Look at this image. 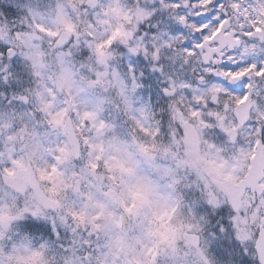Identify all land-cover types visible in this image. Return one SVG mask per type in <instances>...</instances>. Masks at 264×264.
I'll use <instances>...</instances> for the list:
<instances>
[{
	"label": "snow or ice",
	"instance_id": "1",
	"mask_svg": "<svg viewBox=\"0 0 264 264\" xmlns=\"http://www.w3.org/2000/svg\"><path fill=\"white\" fill-rule=\"evenodd\" d=\"M117 7L124 26L136 20L135 32H125L132 46L115 41L108 27ZM77 16L85 20L82 38ZM20 42L22 51H17ZM45 43L54 45L51 53ZM114 47L126 60L123 72L110 56ZM177 53L182 64L188 58L187 65L206 53L193 67L194 78L177 81L165 75L164 61ZM90 55L102 68L85 79ZM105 80L118 94L115 108L123 107L138 131L178 144L170 155L157 158L147 144H138L136 151L127 144L105 148V130L115 133L118 125L103 116L107 98L91 94ZM261 85L264 0H127L123 5L0 0V104H18L31 117H47L43 131L34 125L31 132L34 155L41 161L35 167L17 151L13 136L19 126L0 121L5 129L0 139L6 142L0 150V264H49L50 258L56 264H264ZM33 90L40 97L38 110L30 103ZM177 98L189 101L188 112L200 117V129L173 121L167 102ZM221 98L232 99L239 109L230 126L220 122L219 111L228 107L217 103ZM64 118L80 132L88 151L86 167L77 168L79 157L65 160L67 140L58 139L70 135ZM189 146L201 166L227 181L223 202L190 170L184 152ZM66 162L80 186V204L74 201L71 210L53 194ZM105 167L113 174L98 180ZM88 207L91 223L82 224ZM108 212L112 220L101 228ZM180 212L192 220L176 224Z\"/></svg>",
	"mask_w": 264,
	"mask_h": 264
},
{
	"label": "rangeland",
	"instance_id": "2",
	"mask_svg": "<svg viewBox=\"0 0 264 264\" xmlns=\"http://www.w3.org/2000/svg\"><path fill=\"white\" fill-rule=\"evenodd\" d=\"M46 3H54L55 0H45ZM65 2L69 5H72L75 3V0H65ZM98 3L101 4H107L109 2L117 4V5H123L127 3V0H97ZM145 3L151 4L153 3V0H144ZM133 9L135 10V5H133ZM167 19V18H165ZM77 23L80 28V38H82L83 33L87 31L85 27V20L80 19L79 16H77ZM240 23L239 20H236L234 18V24L238 25ZM108 27L113 32L114 40L119 43H124L125 47L132 46V37H127L125 35V32H135L136 29V20L133 18L132 22L124 26V22L121 19V12L119 7H117L115 10L111 12V20L108 24ZM167 27V25H165ZM237 28H239L237 26ZM105 31L104 24H101L99 27V32L103 34ZM155 44H159V41H155ZM22 42L18 43L17 45V51H22L21 49ZM45 48L49 50L51 53L52 49L54 48V45H49L45 43ZM73 49L75 51H79V49L76 48L75 45H73ZM122 53L119 51L118 48H112L110 52V56L112 58V61L114 64H117L120 66L121 72L124 71L123 64L126 63L125 61H121ZM181 55L180 53H177L175 55H172L168 60L164 61V65L167 69L165 75H171L174 77L177 81L185 78H194V76L197 74L193 71V67H195L194 63H196V59H194L192 65H187L188 58H184V64L181 63ZM49 64L54 65L55 61L52 59L51 54L49 57ZM85 63V67L87 69L88 75H86L84 78L87 79L88 76H90L92 73L99 72L102 68V66L99 64L97 58L93 55H90ZM187 65V66H185ZM143 67H141V71H143ZM104 71H107V68L104 67ZM149 74H151V69H148ZM157 77L153 76V81H157ZM42 81L39 82L40 85H42ZM159 83L162 85L163 81L162 79L159 80ZM146 87V92L150 96L152 89L149 86ZM35 88V86H33ZM179 91V90H178ZM92 95L100 96V97H106L108 100V103L104 105V112L103 116L106 119L113 120L117 123L118 128L115 133L105 130V134L103 135V143L105 148L107 149L110 145H116V144H127V147L131 151H136L138 144H147L150 148L151 155L157 157V158H164L167 155H170L173 151V147L177 146L175 141L172 143L164 142L163 138L160 140H155L151 137L150 134H144L137 130L136 125L128 119L124 114V109L121 107L120 109L115 108V104L118 102L119 97L118 94L113 90L112 83L105 80L103 83L95 88ZM32 98L30 99V103L32 106V109L38 110L40 107V97L36 94L35 90H33L31 94ZM206 99L211 98L210 93L205 94ZM155 102V101H153ZM168 107L172 110V117L173 121L181 120L184 123L188 122L190 123L194 128L200 129L202 127L200 123V117H192L190 116L188 112V104L189 101L187 99L181 101L179 98L174 100H169ZM217 103L227 105V102L225 98H221ZM228 106V105H227ZM228 110L221 109L219 111V118L221 121L224 122V124L228 121ZM209 111L215 112L216 109H210ZM206 115V113H205ZM5 119L8 120V125L11 126V123L14 121L19 126V131L14 133L13 139L17 143V151H22L24 154V163L28 164L31 163L33 167H35L37 164H40L41 161L37 159L34 155V149H33V142L31 138V132L33 130L34 125H38L40 130L43 131L45 127H47L46 120L47 117L45 115H39L37 117H31L30 113L25 112V110L22 108L21 105H8V104H0V121H4ZM66 118H64L65 121ZM63 121V124H64ZM73 129L76 134V138L80 145V157H79V164H77V168L80 166H87V161L89 159L88 157V151L84 146L83 140L80 138V132L79 130L75 129V126L73 125ZM5 131L4 128H0V133H3ZM129 138H131L129 140ZM53 140H56L57 137L53 135ZM58 139L65 140L63 136H60ZM160 141V142H159ZM9 145L11 142H7ZM6 146V142L3 139H0V150H2ZM68 153L66 154L65 160L71 161L72 157L70 154L69 146L67 144ZM187 148L184 149V152L188 156V160L190 163V170H195L198 173L199 178L205 183L206 187H208L209 192L213 196H218L220 199V202L224 201V196L220 192V184L223 182L221 181L216 175H213L207 168L201 166L200 161L196 158V156H193L189 152H187ZM201 150L203 151L204 148L201 146ZM62 171L65 172V175L63 177H60L57 179V186L55 187V192L53 193L56 199H59L61 205L66 210H71L73 206V202L75 201L77 206L80 204V193H74L73 191V183L74 179L71 176L72 173V166L70 163L66 162L64 165V168ZM183 171V169L181 170ZM183 173V172H182ZM113 173L111 170H108L106 167L103 168L99 173H97V179H102L105 176H111ZM67 183L69 187L65 189L64 185ZM45 188H47V185H44ZM49 191H52V189H49ZM97 199L103 198V193L98 192L96 194ZM93 209L91 207H88L85 209L84 215L82 217L81 223H91V216H92ZM181 214H177L175 217L174 222L176 224H180L182 222H189L192 220V217L187 214L180 212ZM113 213L108 212L105 216L102 217V223L101 228L105 227L107 224H109L112 220ZM122 243L124 245V248L127 249L129 247L130 239L127 238V234H125V237L122 238ZM49 264H56L55 260L53 258L49 259ZM103 264V262H101Z\"/></svg>",
	"mask_w": 264,
	"mask_h": 264
},
{
	"label": "water",
	"instance_id": "3",
	"mask_svg": "<svg viewBox=\"0 0 264 264\" xmlns=\"http://www.w3.org/2000/svg\"><path fill=\"white\" fill-rule=\"evenodd\" d=\"M202 60H203V56H202ZM63 128H68L69 131H70L69 137H67V138L65 137V139L67 140V142L69 144V147H70V150H71V156L73 158L79 157V144L77 142L73 127H72V125H71V123H70V121L68 119L66 120ZM190 148H192V147L190 146ZM79 188H80V186L78 184L74 183V191L76 193L79 192L78 191Z\"/></svg>",
	"mask_w": 264,
	"mask_h": 264
},
{
	"label": "flooded vegetation",
	"instance_id": "4",
	"mask_svg": "<svg viewBox=\"0 0 264 264\" xmlns=\"http://www.w3.org/2000/svg\"><path fill=\"white\" fill-rule=\"evenodd\" d=\"M239 30H240V29L236 27V31H239ZM195 59H196L197 62L194 63V65H195V67H198V66L200 65V59H199V56L196 57ZM237 59H239V56H237ZM196 75H197V74H196ZM194 77H195V76H194ZM260 87H261L262 91H264V85H261ZM237 91H240V89L237 88ZM261 98H264V97H261ZM225 100H226L227 105H228V108H229V110H228V117H227V118H228V121H227L225 124H224V122L221 121V120H220V122L223 123L225 126H230L231 123H232V116H233V114H234V111H235L237 108L235 107L234 102H233L232 99H226V98H225ZM187 152H189V153L191 154V152H190L189 150H187ZM192 155H193V154H192ZM193 156H195V155H193ZM224 182H225V181H224ZM226 183H227V181H226Z\"/></svg>",
	"mask_w": 264,
	"mask_h": 264
},
{
	"label": "clouds",
	"instance_id": "5",
	"mask_svg": "<svg viewBox=\"0 0 264 264\" xmlns=\"http://www.w3.org/2000/svg\"><path fill=\"white\" fill-rule=\"evenodd\" d=\"M141 66H144V65H143V62H142V64H141Z\"/></svg>",
	"mask_w": 264,
	"mask_h": 264
}]
</instances>
